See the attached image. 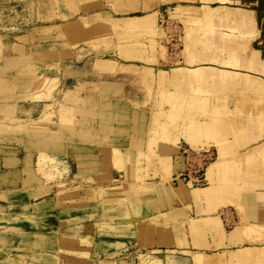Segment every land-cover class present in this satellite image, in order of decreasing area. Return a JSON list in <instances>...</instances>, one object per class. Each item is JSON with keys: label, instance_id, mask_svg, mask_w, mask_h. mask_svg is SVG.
<instances>
[{"label": "rangeland", "instance_id": "374dc122", "mask_svg": "<svg viewBox=\"0 0 264 264\" xmlns=\"http://www.w3.org/2000/svg\"><path fill=\"white\" fill-rule=\"evenodd\" d=\"M182 13L194 10L174 0H0V264L160 259L125 246L134 231L119 227L148 217L132 212L151 205L152 185L177 186L164 148L206 147L226 160L212 144L211 95L167 79L190 50ZM136 16L142 26L125 28ZM211 73L178 80L242 82ZM225 211L235 212L224 220L232 230L236 210L216 212Z\"/></svg>", "mask_w": 264, "mask_h": 264}, {"label": "crops", "instance_id": "0c3cea01", "mask_svg": "<svg viewBox=\"0 0 264 264\" xmlns=\"http://www.w3.org/2000/svg\"><path fill=\"white\" fill-rule=\"evenodd\" d=\"M174 1L194 13L178 15L189 24L190 50L183 63L170 68L167 79L176 89L211 95L212 144L226 160L219 159L208 172V186L189 188L183 181H173L185 168L181 147L176 151L166 146L171 184L177 186L152 185L145 197L151 205L136 206L132 212L148 217L136 218L128 226L120 223L119 231H134L125 246L157 253L154 257L160 259L151 264H264V0ZM141 24V18L131 17L125 28ZM206 69L215 77L232 74L242 82L229 88L219 78L213 93L195 75L190 83L183 77L178 80L185 73L204 75ZM216 118L232 123L233 130L220 131L213 124ZM195 136L193 130L187 134L192 145ZM226 206L236 210L238 222L232 230L224 220L235 219V212L226 216L216 212Z\"/></svg>", "mask_w": 264, "mask_h": 264}, {"label": "built area", "instance_id": "2783aa9c", "mask_svg": "<svg viewBox=\"0 0 264 264\" xmlns=\"http://www.w3.org/2000/svg\"><path fill=\"white\" fill-rule=\"evenodd\" d=\"M181 155L185 162V168L183 171L175 175L173 181H183L191 186H205L209 184L207 178V168L211 162L215 159V153L210 148H192L181 147ZM231 212H223L225 215ZM227 222L232 220L231 218L225 219ZM233 221V220H232Z\"/></svg>", "mask_w": 264, "mask_h": 264}, {"label": "bare ground", "instance_id": "6f19581e", "mask_svg": "<svg viewBox=\"0 0 264 264\" xmlns=\"http://www.w3.org/2000/svg\"><path fill=\"white\" fill-rule=\"evenodd\" d=\"M241 99L243 100V99H246V98H241ZM217 161H218V160H216V161L210 163V165H209L208 168H207V173H208V172L214 167V165L216 164Z\"/></svg>", "mask_w": 264, "mask_h": 264}]
</instances>
